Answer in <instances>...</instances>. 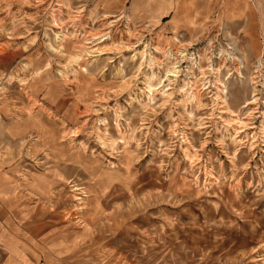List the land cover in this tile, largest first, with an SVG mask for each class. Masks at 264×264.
<instances>
[{"label":"rangeland","instance_id":"1","mask_svg":"<svg viewBox=\"0 0 264 264\" xmlns=\"http://www.w3.org/2000/svg\"><path fill=\"white\" fill-rule=\"evenodd\" d=\"M263 126L264 0H0L27 264H264Z\"/></svg>","mask_w":264,"mask_h":264},{"label":"crops","instance_id":"2","mask_svg":"<svg viewBox=\"0 0 264 264\" xmlns=\"http://www.w3.org/2000/svg\"><path fill=\"white\" fill-rule=\"evenodd\" d=\"M10 217V214L0 209V264H27L19 255L25 250L24 242L19 239V234L12 231L16 227L10 224ZM25 245L27 246V242Z\"/></svg>","mask_w":264,"mask_h":264},{"label":"bare ground","instance_id":"3","mask_svg":"<svg viewBox=\"0 0 264 264\" xmlns=\"http://www.w3.org/2000/svg\"><path fill=\"white\" fill-rule=\"evenodd\" d=\"M176 67H173V69L172 70H170V74H171V76H175L176 74H175V72L177 71L176 69H175ZM150 89L149 90H151L152 88V86L150 87V86H148ZM162 93H164V89L162 90ZM188 94H190V95H193L194 96V98L195 97H197L196 95H195V93H192V92H188ZM218 95V94H217ZM217 95L215 96V99H220V97L218 96L217 97ZM248 103H250L249 101L246 103V105L248 104ZM264 127V126H263Z\"/></svg>","mask_w":264,"mask_h":264}]
</instances>
